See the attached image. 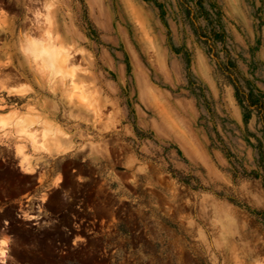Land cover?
<instances>
[{"label":"clouds","instance_id":"1","mask_svg":"<svg viewBox=\"0 0 264 264\" xmlns=\"http://www.w3.org/2000/svg\"><path fill=\"white\" fill-rule=\"evenodd\" d=\"M160 2L170 29L153 0H0V172L30 178L15 197L0 181V264L37 249L5 210L52 229L56 191L83 213L62 264H264V110L247 99L264 95V0Z\"/></svg>","mask_w":264,"mask_h":264},{"label":"rangeland","instance_id":"2","mask_svg":"<svg viewBox=\"0 0 264 264\" xmlns=\"http://www.w3.org/2000/svg\"><path fill=\"white\" fill-rule=\"evenodd\" d=\"M164 9V18L167 23V26L162 22L160 16H159V10L155 6L154 2V8L158 10V16L161 20V23L164 25L165 29H170V26L168 24V12L165 8V5L160 2V0H157ZM217 7L220 9L222 15L220 17V21L222 24L223 29L225 30V25L222 22V17L224 15L221 6L218 3H215ZM169 37V43H172L171 37L172 33L169 30L167 33ZM173 52H181L183 49L176 48L175 46H172ZM189 58V64L191 63V56L187 53H185V58ZM125 63L127 66L128 72L132 71L133 65L129 61V58L125 57ZM69 172L70 169L67 165H65V184L64 186H68L70 183L69 179ZM30 178L28 177H19L16 173L12 172L9 168L5 167L2 172H0V181H4L9 189V194L12 197H15L17 193L13 190V186L17 184V181L19 182L20 190L21 192L27 191L28 189L24 188L23 186L28 183ZM83 194V193H82ZM86 200H90L91 196H86ZM79 199V196L77 197ZM75 201L71 205H62L60 202V193L59 191L54 192L50 198L49 201L46 204V207L50 212H52L53 216L58 217L59 223L54 226L52 229H41L37 230L34 225L31 224V222H24L16 218L15 211L17 206L12 205L9 208L5 210V216L9 218L10 220V231L14 233L22 242L24 243H31L35 242L37 243V249L33 251L31 254L20 251L17 252V257L23 262V264H62V261L66 258L58 257L56 254V249L59 247H62L64 245H70L71 242V236L64 233L62 231V226H67L72 233H75V230L72 229V219L71 214L73 212H76L77 217L83 216V213L78 212L75 209ZM26 224L28 226H26ZM83 234V233H82ZM80 252H69V257H79ZM87 264H90V262H87Z\"/></svg>","mask_w":264,"mask_h":264},{"label":"trees","instance_id":"3","mask_svg":"<svg viewBox=\"0 0 264 264\" xmlns=\"http://www.w3.org/2000/svg\"><path fill=\"white\" fill-rule=\"evenodd\" d=\"M153 2L159 10V16H160L162 22L167 26V23H166L165 18H164V9H163L162 5L157 0H153ZM210 7L213 10V13L215 16V19L213 21H210V22L214 23L220 29L219 31L214 30L213 36H214L215 40L222 41V40H224L225 35H226V32L223 29L221 21H220V17L222 15V13L215 3L210 4ZM198 14H203L206 16L209 15V13H208L207 9L204 7L203 3H200L198 5ZM184 15H185V17H190L192 15V12L189 9L185 8L184 9ZM185 62L187 64H189V58L188 57L185 58ZM247 99L251 105L256 106L257 108H259L261 110H264V95H256L255 93L250 91L248 93Z\"/></svg>","mask_w":264,"mask_h":264}]
</instances>
